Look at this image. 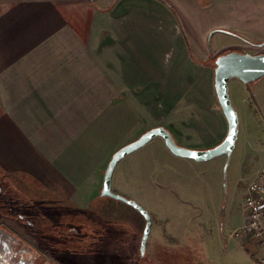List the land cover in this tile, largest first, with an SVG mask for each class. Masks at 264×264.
I'll return each instance as SVG.
<instances>
[{"label": "crops", "instance_id": "obj_1", "mask_svg": "<svg viewBox=\"0 0 264 264\" xmlns=\"http://www.w3.org/2000/svg\"><path fill=\"white\" fill-rule=\"evenodd\" d=\"M263 40L264 0H0V204L15 195L61 227L62 215L103 204L113 154L144 131L216 146L229 124L213 61L264 52ZM151 215L147 248L161 264H264L262 246L225 249L218 233L188 250Z\"/></svg>", "mask_w": 264, "mask_h": 264}, {"label": "rangeland", "instance_id": "obj_2", "mask_svg": "<svg viewBox=\"0 0 264 264\" xmlns=\"http://www.w3.org/2000/svg\"><path fill=\"white\" fill-rule=\"evenodd\" d=\"M208 46L216 48L213 37L208 38ZM229 88L240 122L226 181V155L203 162L179 157L161 137L123 158L113 176L112 188L116 193L136 200L159 219H168L167 223L162 222L163 226L176 227L178 238L183 236L179 239L182 245L192 251L207 245L205 233H218L225 249L234 248L231 243L238 241L258 244L243 241L234 232L243 226L248 186L264 170V77L249 84L233 78ZM95 203L86 215H62L66 221L59 227L60 222L44 215L39 207L13 195L12 199L3 198L0 204V228L19 234L42 258L53 257L59 264H161L163 255L155 259L152 247L146 249L145 255L141 252L145 219L134 207L109 197L103 199V204ZM128 219L138 220L139 233L128 229ZM174 219L183 222L177 224ZM117 224L125 226L121 237L116 233Z\"/></svg>", "mask_w": 264, "mask_h": 264}, {"label": "water", "instance_id": "obj_3", "mask_svg": "<svg viewBox=\"0 0 264 264\" xmlns=\"http://www.w3.org/2000/svg\"><path fill=\"white\" fill-rule=\"evenodd\" d=\"M264 46V42L262 43ZM264 77V52L251 54L237 50L227 51L219 55L215 61V90L219 103L229 124V130L222 142L206 149L189 148L179 144L172 132L157 126L148 129L136 140L119 148L112 156L105 172L102 197L122 201L139 211L145 218V228L141 241V252L146 253L153 218L150 212L134 199L116 193L112 188L113 175L118 163L129 154L139 150L156 137L164 139L169 150L176 156L193 159L199 162L226 155L225 181L227 170L239 136V116L233 105L229 83L238 78L245 83H252ZM226 187V183H225ZM36 248L6 228H0V264H36L40 258ZM48 264V263H46Z\"/></svg>", "mask_w": 264, "mask_h": 264}, {"label": "built area", "instance_id": "obj_4", "mask_svg": "<svg viewBox=\"0 0 264 264\" xmlns=\"http://www.w3.org/2000/svg\"><path fill=\"white\" fill-rule=\"evenodd\" d=\"M243 208V226L234 235L264 248V170L249 184Z\"/></svg>", "mask_w": 264, "mask_h": 264}, {"label": "flooded vegetation", "instance_id": "obj_5", "mask_svg": "<svg viewBox=\"0 0 264 264\" xmlns=\"http://www.w3.org/2000/svg\"><path fill=\"white\" fill-rule=\"evenodd\" d=\"M20 217L24 218V216H20ZM53 259H54L53 257L52 258L51 257L50 258H46V257L42 258V256H40V258L36 261V264H46V263H48V264H59V263L54 262Z\"/></svg>", "mask_w": 264, "mask_h": 264}, {"label": "trees", "instance_id": "obj_6", "mask_svg": "<svg viewBox=\"0 0 264 264\" xmlns=\"http://www.w3.org/2000/svg\"><path fill=\"white\" fill-rule=\"evenodd\" d=\"M175 12V11H174ZM176 13V12H175ZM176 15H177V13H176ZM177 18H178V20H179V22H180V25H181V27H182V29H183V26H182V23H181V21H180V19H179V16L177 15ZM218 57V56H217ZM217 57L215 58V59H217Z\"/></svg>", "mask_w": 264, "mask_h": 264}]
</instances>
